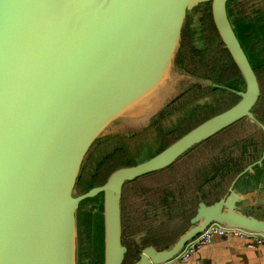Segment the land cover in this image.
Listing matches in <instances>:
<instances>
[{
    "label": "water",
    "instance_id": "obj_1",
    "mask_svg": "<svg viewBox=\"0 0 264 264\" xmlns=\"http://www.w3.org/2000/svg\"><path fill=\"white\" fill-rule=\"evenodd\" d=\"M230 1L0 0V264H80V208L103 218V251L96 263L124 264L126 182L170 166L244 117L264 133L254 113L262 93L256 72L261 63L254 65L246 52ZM206 2L240 71L239 89L177 66L184 26ZM196 83L223 86L239 99L154 156L119 166L104 183L94 184L99 165L116 150L126 151L127 140L148 135V125L154 128L149 135H158L153 120L168 101L162 102L164 96ZM142 116L147 120L135 128L120 124ZM113 126L118 132L108 133ZM105 141L113 147L97 156L103 155L86 179L85 168ZM190 222L161 249L142 243L146 231L135 234L139 253L132 264L175 259L214 222L264 234V145L223 196L198 202Z\"/></svg>",
    "mask_w": 264,
    "mask_h": 264
},
{
    "label": "trees",
    "instance_id": "obj_2",
    "mask_svg": "<svg viewBox=\"0 0 264 264\" xmlns=\"http://www.w3.org/2000/svg\"><path fill=\"white\" fill-rule=\"evenodd\" d=\"M210 3H202L199 6H197L191 13L200 15L201 20L204 22L205 26L209 29L212 28V32H209V36L207 37L210 43L215 44L217 46L216 48L218 51L214 50L215 55H219V61L221 62L219 64L220 68H208L201 63L197 62L194 59V56L196 57L197 52L194 50V45L192 44V47H188L182 50L184 41H189L188 39H185V33H186V26L187 22L184 26V33L182 38V44L181 49L179 51L178 57L180 53L182 54V67L186 71H191V66L198 65L199 70V77L207 76L211 79L216 80L218 78L217 73L219 69L225 68L229 71L230 74H227V76H236L238 73L240 74V71L235 64L234 60L232 59L230 53L226 48H224V44L222 43V40L214 26L213 20L211 18V8ZM230 6H232V3L230 2ZM234 24H239L243 28L245 27V31L248 32V35L252 38V45H253V51L256 52L258 50L259 44L260 47L262 46L264 48V8H258L256 14L252 15L251 10L248 9L246 11H240L237 8L232 6V9L230 7L229 11ZM190 18V17H189ZM257 20L259 29L256 28V25L252 23V21ZM243 24H245L243 26ZM254 33L261 34L262 40L260 39V43L256 41L253 35ZM217 35L218 41L214 37V35ZM257 34L255 36H257ZM251 41V42H252ZM190 45V44H189ZM225 55H227V59L225 58ZM226 62V63H222ZM263 62V63H262ZM263 65L264 64V58H260L256 61V64ZM190 70V71H189ZM256 72L259 78V82L261 85V96L256 104V107H254V112L256 116L264 122V105L261 103L264 101V87H263V79L261 78V74L259 72V69L256 68ZM193 74L192 72H190ZM195 75V74H193ZM197 76V75H196ZM206 78V77H204ZM223 78V77H219ZM198 86V83L192 84L188 88L192 86ZM201 87V84H199ZM186 88L185 90H188ZM209 88V87H208ZM211 90L209 94L213 97L214 90H220L219 88H210ZM226 90H223L225 92ZM228 91V90H227ZM229 93V92H228ZM189 95V94H188ZM230 95L234 96L231 91ZM236 99L231 101L228 106L214 110L212 108H202L206 111H202L201 113H204V117L199 121H196L194 124L201 123L208 119L209 117L229 108L235 102L238 100V96L235 95ZM187 100H190L189 97H187ZM187 105L186 107H188ZM184 107V108H186ZM198 107V105H197ZM201 111V110H200ZM162 111H160L161 113ZM160 113L158 114L157 118L159 117ZM200 113V114H201ZM207 113H209L207 115ZM197 115V114H196ZM195 115V116H196ZM192 120V118L190 119ZM155 123V119L153 121ZM184 126L183 128H176L178 130H181V132L177 135L175 138H171L172 135L165 136L163 138V148L174 142L177 138H179L181 135L186 133L188 130L193 128ZM245 126L250 127L252 129L251 134L249 132H244L243 137L245 139H248L249 135L251 136L250 143H254L255 150L259 151V155L262 151V147L264 145V133L262 128L251 118L245 117L241 119L239 122L232 124L228 128H225L218 132L217 134L213 135L212 137L208 138L206 141L201 143V145L211 142L214 139H216L219 135H222L224 133H227L228 131L232 130L235 127L238 126ZM175 132V131H174ZM160 134V131H158V135ZM174 134V133H173ZM167 139V140H166ZM200 145V144H199ZM198 145V146H199ZM200 145V146H201ZM196 146L191 151L184 154L181 158H178L176 162L171 164L170 166L148 173L146 175H143L141 177H138L137 179L133 181L126 182L124 186V192H123V202H122V208H123V226L125 228L123 232V243L128 246V252L126 254V258L124 260V264H132L137 258H138V249L136 248V245L133 242V236L139 232L146 231L145 237L142 239V243L144 245H148L153 243L158 249L167 247L169 244L173 243L181 234L184 232L191 224L190 219L195 214L197 209V204L201 199H204L203 196H201L199 193L195 194H182V189L186 188V184L191 181V169L192 165L190 157L192 154L198 149ZM126 153L124 149H118L110 156L106 157L104 161L99 165L97 174L94 177V184H102L105 182L109 174L122 165H129L130 163L128 161H125ZM183 162V165H180V171L179 174L176 177L172 178V181L170 183L161 185V186H155L150 187L147 182H145L146 179L151 178L155 174L162 175L163 173H167L169 170H174L176 172L177 167L180 163ZM235 167V174L230 175L227 178L226 182L221 183H215L213 186V192L212 199H207L206 201L211 203L217 199H219L221 196H223L229 184L231 183L232 179L235 177V175L239 172L240 168H238L237 164L234 165ZM173 172V173H174ZM200 198V199H199ZM205 200V199H204ZM135 245V246H134Z\"/></svg>",
    "mask_w": 264,
    "mask_h": 264
},
{
    "label": "rangeland",
    "instance_id": "obj_3",
    "mask_svg": "<svg viewBox=\"0 0 264 264\" xmlns=\"http://www.w3.org/2000/svg\"><path fill=\"white\" fill-rule=\"evenodd\" d=\"M230 2L234 3L235 7L240 11H246L250 9L252 15L256 14L258 8H262L260 6L264 5V0H231ZM231 9H232V6H231ZM190 18L191 20L189 19V21L187 22L188 24L186 26L185 39L186 40L188 39L189 41H191V43L194 45V48H196L194 50L197 52V55L196 57L194 56V59L208 68H212V69L220 68L219 64L221 62L218 60L219 55L213 54L214 50L218 51V49L216 48L217 46H215V44L213 43H210L207 38L212 28L209 29L208 27L205 26L204 22L201 20L200 15L192 14ZM252 23L256 25L257 29H259L257 20L252 21ZM244 25L245 24H243V26ZM235 27L237 29L236 31L239 34L240 40L246 52L248 53L252 63L256 65L255 61L258 60L259 54L261 55L262 58H264V48L262 46L260 47V44H259L258 50L254 52L252 50L253 49L252 38L250 35H248V32L244 30L245 27L243 28L238 23L235 24ZM254 34L256 35L257 33H254ZM255 35H253L252 37H254L256 41L260 43V39L262 40L261 34H257V36ZM214 37L218 41V37L216 34L214 35ZM225 58L227 59V55H225ZM222 63H226V62H222ZM177 66H182L180 57L177 58ZM257 69H259L261 78L263 79V87H264V64L259 65ZM231 77L232 79L228 81L229 87L239 89L241 85L239 84L237 79L240 77V74L238 73L237 76H234V77L231 76ZM188 91H189V88L188 90H185L183 88L180 89V86H179L175 90L174 94L169 99H166V96L162 98V102H165L166 100L168 101L166 102L164 107H162L161 111H164V112L167 111V113L169 112L172 113L171 114L172 116H170L169 119L163 122V128H164V130L162 131L163 134L160 133L159 135H157L156 131L154 130V134L150 136L149 134L152 133V129L154 128L151 125H148L147 127H145L143 132L148 133V135L147 134L140 135L132 142L130 140L126 141L127 145H125V147L127 148V150L125 151L126 153L125 161H128L129 163H138V162L144 161L154 156L155 154L159 153L163 149V140H164L163 138H165V136L172 135L171 138L173 139L176 137L175 133L179 131L177 133L178 135L181 132V130L176 129L177 127H172V126L173 125L178 126L179 121L183 122L191 117L189 113L192 107L188 106L186 108H181V106L179 105L181 98L183 97V100H184V96L187 94ZM214 91L215 92H213V98H212L213 102H215L217 99H221V97L222 99L219 100L217 104H212L211 108L213 109V111L228 106L230 103H232L231 101L236 99L235 95L237 94H235L234 92H233L234 96L231 95V97L229 96L228 98V95L230 93L226 94L225 92L221 90H214ZM263 96H264V93H263ZM204 97H201L197 101L202 100L201 103H204L205 99H207L208 96L206 98ZM212 100L209 98L207 101L211 102ZM261 104L264 105V101ZM186 105H191V104L187 103ZM174 107H177V108L174 109ZM196 108L197 106L194 105L192 111H194ZM199 110L206 111L202 108H200ZM208 114L209 113H207V115ZM195 115H193L192 120H189L186 122V127H191L192 125L196 123L198 118L200 121L204 117L203 116L204 113L197 114L196 116ZM179 116H181V118H179ZM146 120H147V117L142 116V118L138 120H127V121L121 122L120 124H127L130 127L135 128L139 122H145ZM153 125L158 132L159 129L156 127L155 123H153ZM109 132L116 133L118 132V130L115 126H113L108 131V133ZM241 133H244V132H241ZM238 136H239V133L235 129H232L228 131L227 133L219 135L216 139L211 141L210 144H206L203 147H201V151L199 152L204 157L200 159L213 157L212 155H209V153L212 152L211 150L214 149L211 146H214L216 143H219V145H221L220 149H222L220 150L221 152L223 151V148H227L230 145L229 143L233 139H237ZM119 142H124V141H119ZM227 142H228V145H227ZM112 147H113V144L110 141H105L103 143H100L97 146L91 160L88 162L85 168L86 179L90 177V175L94 171L100 158L104 154L109 152L112 149ZM102 152H103V155L101 157H97ZM193 158H194V154H192V156L190 157V160H193ZM180 169L181 168L179 165L176 170L177 175L179 174ZM173 172L174 170H169L167 171V173H163L162 175L155 174L151 178L146 179L145 182H147V184L150 187L168 184L170 183V181H172L173 177L177 176V175H173ZM214 176H215V172H214ZM190 183L191 181L186 184V188L190 186ZM96 209H97L96 206H94L93 210H96ZM78 218H79V228H80V240H79L80 264H97L96 260L97 259L101 260L102 251H103V234H102L103 233V218H102V215H99V214L97 215V214L91 213L85 208L83 209L80 208L79 213H78Z\"/></svg>",
    "mask_w": 264,
    "mask_h": 264
},
{
    "label": "flooded vegetation",
    "instance_id": "obj_4",
    "mask_svg": "<svg viewBox=\"0 0 264 264\" xmlns=\"http://www.w3.org/2000/svg\"><path fill=\"white\" fill-rule=\"evenodd\" d=\"M208 3H210V2H208ZM232 6L234 7L233 4H232ZM210 8H211V18H212L214 26H215V28L217 30V27L215 25V22H214V19H213V15H212V6L211 5H210ZM189 19L191 20V18H189ZM189 19H188V21H189ZM217 32H218V30H217ZM218 34H219V32H218ZM190 46L192 47L191 41H186V42L184 41V45H183L182 50L185 49V48H188ZM224 48H225V46H224ZM179 57H180V60H182L183 57H182L181 53H180ZM182 61H184V60H182ZM190 69H191V71L190 70L189 71L192 72L193 74H195L197 76L200 75L199 74V70H201V69H198V65L197 64L191 66ZM227 74H230L229 71L227 69H225V68H222V69H219V71L217 73L218 78L216 80L211 79V78H209L207 76H203V78L206 77L207 79H210V80L214 81L215 83L221 84L223 86H229L228 81L231 80L232 77L227 76ZM219 77H223V78H219ZM223 86H220V87L208 86L209 87L208 88V87H201L198 84V86L194 85V86L190 87L189 91L184 96V100H183V97L181 98V100L179 102V105L181 106V108H184V107L187 106L186 105L187 103H190L191 105H189V106H191L192 109H191L189 115L191 117L188 118L187 120L183 121V122L179 121L178 122V126L173 125L172 127H177L178 129L183 128L184 126H186V122L189 121L191 118H193V115L200 114L202 112V111L199 110L200 108L209 109V108L212 107V104H217L219 102V100L222 99V97H221V99H217L215 102H213V100H212L213 97H212L211 94H209V92L211 90H209V89L210 88H212V89L213 88H219L221 91L226 90L225 91L226 94L228 92L230 93V90L227 91V89L225 87H223ZM231 93L233 94V92H231ZM229 96L231 97L230 94L228 95V98H229ZM187 97H189L190 100H187ZM201 97H204V98L207 97V99H205L204 103H200V104L196 103V101L198 99H200ZM224 97H226V96H224ZM209 98L212 100L211 102L207 101ZM194 105L195 106L198 105V107L194 111H192ZM176 108L177 107H174V109H176ZM171 114L172 113H170V112L167 113V111L166 112L162 111L160 113L159 117L155 119V125L159 129L160 133H162V131L164 130L163 122H165L167 119H169ZM184 118H186V117H184ZM240 120H238L237 122H239ZM237 122H235V123H237ZM197 125H198V123L196 124V126ZM193 127H195V125ZM233 129L238 131V133H239L238 138L237 139H233L229 143L230 145L227 148H223V151H221V152H220V150H222V149H220L221 145H219V143H216L214 146H211L212 148H214V149L211 150L212 152L209 153V155L213 156L212 158L200 159V158H202L204 156L202 154H200V152H199V151H201V147H203L206 144H210V142H207V143L201 145V143L204 142V141H202L201 143H199L201 146L199 144L196 145V146H198V145L199 146L197 147L198 149L193 153L194 154V158H193V160H191V163H190L192 165V169H191V183H190L189 187L182 189V194L183 195L188 194V193L189 194H195V193L197 194V193H199L200 195L202 194L201 196H203L205 200L212 199V194H214V192H213V188L214 187L213 186L217 182L218 183L226 182L228 176L234 175L235 171H236L235 167H234L235 164H237L238 168H240L239 172H241L244 169L245 166H247L248 164L252 163L253 161H256L259 158L258 157L259 151L255 150V148L253 146L254 143L253 144L250 143V139H251L252 135H249L248 139H245L243 137V133H241V132H249L251 134L252 129L250 127H245V126H240V125L238 127L233 128ZM227 145H228V142H227ZM196 146H194L192 149H194ZM215 147H217V148H215ZM192 149H190L189 151H191ZM182 164H183V162L180 163L179 165H182ZM214 172H215V176H214ZM173 175H177V171L174 172Z\"/></svg>",
    "mask_w": 264,
    "mask_h": 264
},
{
    "label": "crops",
    "instance_id": "obj_5",
    "mask_svg": "<svg viewBox=\"0 0 264 264\" xmlns=\"http://www.w3.org/2000/svg\"><path fill=\"white\" fill-rule=\"evenodd\" d=\"M174 264H264V247H252L244 238L218 237Z\"/></svg>",
    "mask_w": 264,
    "mask_h": 264
},
{
    "label": "built area",
    "instance_id": "obj_6",
    "mask_svg": "<svg viewBox=\"0 0 264 264\" xmlns=\"http://www.w3.org/2000/svg\"><path fill=\"white\" fill-rule=\"evenodd\" d=\"M217 235L224 237L244 238L252 247H264V234L245 230L239 227L225 226L218 222H214L210 224L203 232L189 241L175 259L158 264H174L177 261L188 260L192 254H194L198 249L202 248L206 244L210 243Z\"/></svg>",
    "mask_w": 264,
    "mask_h": 264
}]
</instances>
